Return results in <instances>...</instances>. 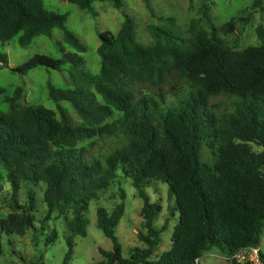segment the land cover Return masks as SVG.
Segmentation results:
<instances>
[{
	"label": "trees",
	"instance_id": "1",
	"mask_svg": "<svg viewBox=\"0 0 264 264\" xmlns=\"http://www.w3.org/2000/svg\"><path fill=\"white\" fill-rule=\"evenodd\" d=\"M63 1L88 12L94 2L122 7V0ZM205 17L208 29L193 22L187 41L172 29L151 27L154 42L144 46L125 15L115 35L98 34L100 67L91 76L84 69V45L65 27L66 14L47 10L42 0H0V46L16 40L26 47L37 36L50 38L54 29L61 31L72 51L57 42L60 58L35 54L10 70L25 75L37 67L62 71L69 65L74 86L48 85V97L68 102L83 121L74 125L59 105L56 111L18 105L21 88L4 96L8 107L0 108V195L7 183L21 213L0 219L1 234L23 236L34 228V194L27 187L26 205L17 196L22 184H43L45 219L56 212L71 214L65 224L68 249L62 264H67L73 236H86L90 202L120 171L143 202L145 233L138 238L145 248L123 258L115 228L124 206L120 203L111 212L98 207L96 226L112 248L100 249L103 259L89 264H195L212 248L230 264H251L231 257L241 249L259 248L264 227V29L256 30L259 46L234 51L217 35L231 31L234 20L217 29ZM8 68L7 55L0 51V69ZM115 111L118 118L102 124ZM153 181L167 185L178 221L170 248L152 261L167 228L166 221L160 228L153 225L161 211L145 192ZM55 238L52 230L45 242ZM258 256L264 264L260 250Z\"/></svg>",
	"mask_w": 264,
	"mask_h": 264
},
{
	"label": "rangeland",
	"instance_id": "2",
	"mask_svg": "<svg viewBox=\"0 0 264 264\" xmlns=\"http://www.w3.org/2000/svg\"><path fill=\"white\" fill-rule=\"evenodd\" d=\"M47 10L66 14L65 27L73 32L85 47L81 55L85 60L84 69L89 75L95 76L99 72L100 60L97 55L99 46L98 34L111 32L116 34L124 21V16L131 18L135 24V39L144 46L154 42L151 27L172 29L176 36L184 41L189 38V30L193 22H198L204 29H208L206 16L217 28L230 20H234L233 28L228 32L218 31L217 35L222 42L233 49L241 51L247 47L259 46L260 39L256 30L264 29V0L254 5L255 0H122V7L115 9L108 2H94L91 12L78 9L63 0H42ZM57 42L62 43L66 51L72 49L62 40V33L58 29L52 31L51 37L43 35L35 37L26 47H20L16 40H12L3 46L0 51L8 58V69H0V89L4 92L0 96V108L7 110V104L2 102L4 96H12L16 88H21L18 97V105L43 106L57 110V105L64 108L74 125H81L83 121L76 114L68 102H53L48 97V85L58 88H72L74 86L70 77L69 65H65L62 71L47 70L37 67L25 75L11 72L15 68L35 54H44L52 58H60ZM92 91L95 98L100 97ZM119 112L107 118L102 124L110 123L118 118ZM82 140L78 146H86L94 141ZM254 151H259L253 147ZM203 162H208L202 159ZM210 163V162H209ZM208 163V164H209ZM2 168L0 167V171ZM27 187L34 194L35 207L34 228L29 229L23 236L4 235L0 233V264H62L67 252L65 238L66 219L71 217L70 212L59 215L52 214L45 219L47 212L43 202L44 185L22 184L17 196L20 205H26L28 200ZM150 202L161 206V211L156 215L153 225L162 227L167 222V228L158 240V245L149 260H156L158 256L167 251L171 246V233L178 221V213L175 211L173 197H169L167 185L153 181L145 189ZM122 203L124 213L115 228V236L121 246L122 257L127 258L135 249H143L145 245L138 238L139 233H145L142 228L140 210L142 200L132 187L130 179L117 172L115 181L98 195V199L90 202L85 217L88 221L86 236H73V252L67 264H89L103 259L99 250L110 251L111 241L106 238L96 226V209L105 208L111 212L115 206ZM20 214V210L14 208L11 198V190L4 183V191L0 195V219H6L9 214ZM171 213L174 215L171 216ZM166 221V222H165ZM56 231L55 240L48 244L45 242L51 231ZM259 249L264 254V227ZM197 264H230L224 254L218 248H212L204 253Z\"/></svg>",
	"mask_w": 264,
	"mask_h": 264
},
{
	"label": "built area",
	"instance_id": "3",
	"mask_svg": "<svg viewBox=\"0 0 264 264\" xmlns=\"http://www.w3.org/2000/svg\"><path fill=\"white\" fill-rule=\"evenodd\" d=\"M259 248H246L236 252L231 259L239 263L263 264L258 256ZM199 259L194 261L197 264Z\"/></svg>",
	"mask_w": 264,
	"mask_h": 264
},
{
	"label": "crops",
	"instance_id": "4",
	"mask_svg": "<svg viewBox=\"0 0 264 264\" xmlns=\"http://www.w3.org/2000/svg\"><path fill=\"white\" fill-rule=\"evenodd\" d=\"M260 250V249H259Z\"/></svg>",
	"mask_w": 264,
	"mask_h": 264
}]
</instances>
